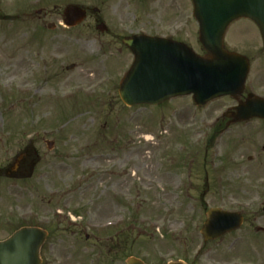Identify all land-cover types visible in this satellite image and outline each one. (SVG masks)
I'll list each match as a JSON object with an SVG mask.
<instances>
[{
    "label": "rangeland",
    "instance_id": "1",
    "mask_svg": "<svg viewBox=\"0 0 264 264\" xmlns=\"http://www.w3.org/2000/svg\"><path fill=\"white\" fill-rule=\"evenodd\" d=\"M68 4L86 9L69 29ZM191 12L190 0H0V240L46 230L40 264H264V137L226 126L234 100L127 106L118 94L126 35L159 32L204 53ZM160 17L159 31L143 25ZM224 48L264 68L250 21L229 25ZM212 207L242 212V226L204 241Z\"/></svg>",
    "mask_w": 264,
    "mask_h": 264
},
{
    "label": "water",
    "instance_id": "2",
    "mask_svg": "<svg viewBox=\"0 0 264 264\" xmlns=\"http://www.w3.org/2000/svg\"><path fill=\"white\" fill-rule=\"evenodd\" d=\"M194 17L199 24V40L208 58L196 55L183 43L161 37L134 35L123 40L134 60L119 84V95L127 105L157 104L168 98L192 94L197 105L223 95L235 96L243 89L248 60L223 49V34L233 20H254L264 43V0H192ZM65 22L74 25L85 17V10L69 5L64 10ZM101 31L105 26L99 24ZM251 100L235 107L233 121L253 115ZM52 142H48L50 146ZM242 217L235 212L211 208L201 228L205 240L215 239L237 228ZM47 232L24 226L0 240V264H40V248ZM126 264H145L130 257ZM168 264H185L181 261Z\"/></svg>",
    "mask_w": 264,
    "mask_h": 264
},
{
    "label": "flooded vegetation",
    "instance_id": "3",
    "mask_svg": "<svg viewBox=\"0 0 264 264\" xmlns=\"http://www.w3.org/2000/svg\"><path fill=\"white\" fill-rule=\"evenodd\" d=\"M170 3L174 4L176 3V1H170ZM162 19L163 17L156 19L155 24H153V26L149 25L150 24L149 21L144 22L143 25L147 24V26H149L150 28L155 27L159 31L162 28V26L165 24ZM175 19H176V16L174 15L170 17L167 16V20L169 23H173L177 25V22ZM252 24L254 25L256 30H258L257 25L254 24L253 22ZM71 28H74V27H71ZM254 67L255 65H253V61H251L250 70L252 69V71L254 72L252 74L251 81H249L248 83H245L243 91L240 94H238L235 98H233L234 104L230 107L229 110L226 111L227 113V116L225 117L226 120H230L232 118L231 113H232L233 106L244 103V101L248 97L251 98L253 101V108L264 109V68L259 69L256 66V69H254ZM237 124L240 125V129L238 130V133L240 135L249 127L251 129V134H252L254 141H255V138L259 136V134L260 136L264 137V118L253 117L248 121H241ZM238 138L240 139V136H238ZM257 219H258L257 216L254 217V221H256ZM259 227L260 226L256 227V231L264 234V228L263 227L259 228Z\"/></svg>",
    "mask_w": 264,
    "mask_h": 264
},
{
    "label": "bare ground",
    "instance_id": "4",
    "mask_svg": "<svg viewBox=\"0 0 264 264\" xmlns=\"http://www.w3.org/2000/svg\"><path fill=\"white\" fill-rule=\"evenodd\" d=\"M150 138H151V137H150L149 134H146V135L144 136V139L147 140V141H148Z\"/></svg>",
    "mask_w": 264,
    "mask_h": 264
}]
</instances>
